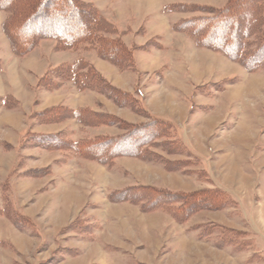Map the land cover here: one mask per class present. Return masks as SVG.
<instances>
[{"label":"rangeland","instance_id":"obj_1","mask_svg":"<svg viewBox=\"0 0 264 264\" xmlns=\"http://www.w3.org/2000/svg\"><path fill=\"white\" fill-rule=\"evenodd\" d=\"M82 1L125 30L124 45L137 46L140 72H117L103 62L98 70L149 114L118 106L102 93L78 91L69 81L57 90L37 89L43 70L69 55H55L43 41L31 55L15 57L0 29V94L19 101L10 110L0 106V264H264V70L248 71L171 28L178 20L206 17L228 0ZM171 3L192 10L163 12ZM3 16L0 11V21ZM73 51L74 57L91 56L86 49ZM60 104L87 105L117 122L89 127L74 118H30ZM152 116L170 121L169 136L193 153L154 149L164 160L179 159L183 171L135 157L104 165L64 149L67 141L127 132L118 120L133 125ZM27 130L63 131L64 147H35L23 136ZM134 185L217 187L231 204L179 222L171 213L113 200Z\"/></svg>","mask_w":264,"mask_h":264},{"label":"trees","instance_id":"obj_2","mask_svg":"<svg viewBox=\"0 0 264 264\" xmlns=\"http://www.w3.org/2000/svg\"><path fill=\"white\" fill-rule=\"evenodd\" d=\"M192 10L180 3L162 7L165 13ZM0 11L5 16L1 30L8 40L13 55L23 56L35 48L42 39L54 40V50L93 51L100 59L115 65L119 70H135L136 45H124L122 32L106 18L96 6L82 0H0ZM264 0H228L216 12L196 19L178 20L172 24L174 31L192 39L196 47L219 52L226 58L240 63L246 70H264ZM146 49V48H145ZM144 49V50H145ZM36 82L37 89L53 91L69 81L78 91L90 90L105 94L118 106H128L139 114L148 115L144 107H138L130 92L110 84L94 66L78 57L71 63L50 66ZM19 101L13 95H0V106L17 108ZM52 112V113H51ZM146 113V114H145ZM43 122H62L74 118L84 126L116 123L115 116L92 110L55 105L36 111L30 118ZM113 121H110V120ZM127 132L112 137L81 138L67 141L62 146L63 131L40 133L25 131L29 143L39 147L52 142V148L68 149L80 157L100 164L112 165L118 157H135L155 161L168 171H183L179 159L164 160L154 152L160 149L165 155L180 154L183 144L169 136L172 129L167 119L150 117L147 123L128 125L118 120ZM173 125V124H172ZM26 141V140H25ZM66 146V145H65ZM186 150V149H185ZM188 157H193L186 150ZM196 159V158H194ZM116 202L128 201L144 212L161 210L171 213L173 220L184 222L202 210L219 211L231 204L230 198L217 187L191 191L168 190L149 185H134L114 194Z\"/></svg>","mask_w":264,"mask_h":264},{"label":"crops","instance_id":"obj_3","mask_svg":"<svg viewBox=\"0 0 264 264\" xmlns=\"http://www.w3.org/2000/svg\"><path fill=\"white\" fill-rule=\"evenodd\" d=\"M100 11V10H99ZM101 12V11H100ZM3 14H4V12H3ZM3 18H4V16L3 17H1V21H0V24H1V22L3 21ZM111 21V20H110ZM113 22V21H112ZM114 23V22H113ZM115 24V23H114ZM117 26V25H116ZM118 27V26H117ZM119 29H120V27H118ZM0 29H1V25H0ZM121 31H122V29H121ZM123 31H125V30H123ZM122 31V32H123ZM1 32H2V30H1ZM125 33V32H124ZM2 34H3V32H2ZM4 35V34H3ZM4 37H5V35H4ZM5 39L7 40V38L5 37ZM43 41H48L49 43H50V45H51V50L54 52V54L55 55H63V54H67V55H69V58H65V59H62L61 61H56V62H54V63H52V64H50V65H48L46 68H45V70H43V72L42 73H44L45 71H46V69L48 68V67H50V66H57V65H59V64H62V63H71V62H73V60L74 59H76V58H78V57H74L73 55H74V51L73 50H54V40H52V39H42L40 42H39V44L35 47V48H33L30 52H28L27 54H25V55H23V56H16V55H13L12 53V55L13 56H15V57H19V58H21V57H26V56H28V55H31V53H33L34 51H36L37 49H39V48H41L42 47V42ZM7 42H8V40H7ZM8 45H9V43H8ZM39 47V48H38ZM9 50H10V47H9ZM11 52V51H10ZM86 53L87 54H90L91 56H86V58H85V56H84V58L83 59H85L86 61H88L89 63H91L93 66H94V68L104 77V78H106V80H108L109 82H110V84L112 83L110 80H109V77L108 76H105L101 71H99L98 70V63L99 62H103V63H106V64H108V65H110L111 67H113L114 69H115V71H117V72H121V71H124V70H119L115 65H113V64H111L110 62H108V61H106V60H103V59H100V58H98L97 56H96V54L94 53V52H92V51H86ZM137 54L135 53L134 54V57H135V61H136V67H137V71H139L140 72V68H138L139 67V63H138V59H137ZM0 62H1V59H0ZM41 73V75H39L38 76V78L39 77H41L43 74ZM108 77V78H107ZM38 80V79H37ZM37 82V81H36ZM112 85H114L113 83H112ZM35 86H36V83H35ZM34 86V87H35ZM115 86V85H114ZM116 87V86H115ZM119 88V87H118ZM120 89V88H119ZM57 90V89H56ZM123 90V89H122ZM42 91V90H41ZM88 91H90V90H88ZM8 94H10V93H7V94H0V95H8ZM10 95H12V94H10ZM15 97V96H14ZM16 98V97H15ZM17 99V98H16ZM83 107H87V105L86 106H83ZM88 107H90V106H88ZM87 107V108H88ZM7 109V108H6ZM8 110V109H7ZM10 110V109H9Z\"/></svg>","mask_w":264,"mask_h":264}]
</instances>
